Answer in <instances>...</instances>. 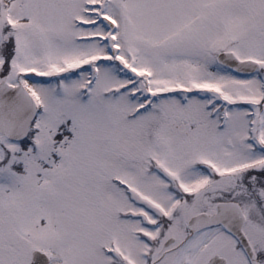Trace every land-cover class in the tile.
I'll return each instance as SVG.
<instances>
[{
  "label": "snow or ice",
  "instance_id": "snow-or-ice-1",
  "mask_svg": "<svg viewBox=\"0 0 264 264\" xmlns=\"http://www.w3.org/2000/svg\"><path fill=\"white\" fill-rule=\"evenodd\" d=\"M0 264H264V0H0Z\"/></svg>",
  "mask_w": 264,
  "mask_h": 264
}]
</instances>
